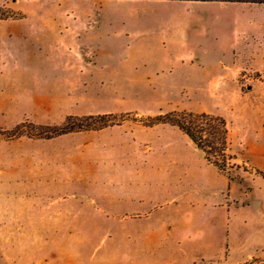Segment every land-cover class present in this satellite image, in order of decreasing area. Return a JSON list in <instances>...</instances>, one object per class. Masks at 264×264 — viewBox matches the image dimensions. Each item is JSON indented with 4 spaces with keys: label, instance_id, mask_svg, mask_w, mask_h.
Segmentation results:
<instances>
[{
    "label": "rangeland",
    "instance_id": "1",
    "mask_svg": "<svg viewBox=\"0 0 264 264\" xmlns=\"http://www.w3.org/2000/svg\"><path fill=\"white\" fill-rule=\"evenodd\" d=\"M184 11L149 0H0V20L8 21L1 27L13 31L0 38V264L200 263L201 256L194 254L199 250L200 229L208 232L209 244L211 229L203 226L198 214L199 219L177 218L172 223L163 220L161 209H157L160 214L156 224L147 227L134 222L126 228H116L112 217L117 175L125 171L135 153L143 150L136 149L138 146L153 147L158 175L172 172L169 161L173 158L168 154L171 150L167 149L166 155L162 152L168 147L167 142L186 140V144L193 146L177 127L144 124L148 118L170 112L207 113L225 118L230 128L228 153L239 160L230 161L226 167L234 182L230 201L237 210L232 216L236 224L232 243H220L209 249L204 264H264V253L252 258L246 255L249 249L263 246L264 181L242 156L244 141L248 139L249 115L264 114V68L253 71L246 65L264 61V49L259 48L264 46V5L239 4L197 12L217 18L211 22L213 35L225 42L223 48L218 44L206 54L207 63L237 62L243 67L236 69L235 75L227 71L234 80L232 84L221 83L219 78H215L214 84H206L203 73H194V83L180 77L184 76L183 71L162 65L154 73L140 69L144 64L149 66L143 61L147 55L138 53L141 47L151 45L154 58L166 56L159 47L161 41L154 35L162 28L152 17L164 18ZM131 14L151 19L132 22L119 18ZM238 25H246L255 41L235 50L232 43ZM132 29L140 32L131 43L128 37ZM35 30L43 36L42 45L35 42ZM129 45L137 46L134 56L139 63L135 67L131 64ZM248 77L254 79L251 85ZM251 88L254 95L247 96ZM69 116H110V126L50 140L8 138L9 132L21 123L55 127ZM84 152L88 160L91 158L94 171L90 187L81 184L73 189V184H67L66 180H72L71 170L75 163H82L77 157ZM161 178L159 175L156 190ZM84 189L86 197H82ZM39 192L50 196L34 197ZM75 193L80 195L73 196ZM97 193L107 195L108 202L101 204L98 197H93ZM101 205L107 211L104 214L96 212ZM32 210H43V227L34 226L38 223L33 222ZM24 211L28 222L20 224L26 227H8V221L14 215L25 214ZM77 213L81 215L77 219L80 226H64L72 224L69 217ZM51 214H55L58 222H47L51 221ZM104 215L108 217L103 218ZM149 227L161 238L181 237L182 233L185 237L187 233L191 241L182 242L183 248L193 250L190 259H154L148 252L150 246L172 250L174 257H179L175 251L179 246L138 243L135 233L145 232ZM221 233L219 229V238ZM243 240L251 244L241 245Z\"/></svg>",
    "mask_w": 264,
    "mask_h": 264
},
{
    "label": "crops",
    "instance_id": "2",
    "mask_svg": "<svg viewBox=\"0 0 264 264\" xmlns=\"http://www.w3.org/2000/svg\"><path fill=\"white\" fill-rule=\"evenodd\" d=\"M160 2L185 10V13H181V11L173 13L170 16H165L164 18H159L157 16L152 17L153 20L158 22V27L162 28L161 31L156 30L154 35L161 41V45H159V47L164 49L166 56L162 59L157 57L154 58L152 56L154 50L151 45L148 47H141V51L138 53L147 55L144 57L143 61L144 63H149V66L144 64V66L140 69L144 72L154 73L156 67H158V65H162L170 70L177 69L183 71L184 76L181 75L180 77L186 79L187 81L193 80L194 83H196V75L194 73H203L201 75L205 78L204 83L206 84H214L215 78H219L220 82L224 84L234 83V80L229 77L227 71H231V73L235 75V70L237 69L236 71H238L239 68L243 67L239 66L238 64L240 63L237 62L231 64L221 61L218 65L207 63V59H205L206 54H208L214 46L217 47L218 44L221 48H223L225 46V42H221L217 38V34L215 36L213 35L211 22L213 20L216 22L217 18H215L214 15L205 17L197 12L199 10L210 11L216 7L226 9L239 4L169 0ZM245 5L256 6V4ZM119 18L121 21L131 20L132 22H139L142 19H151V16L147 17L140 16L139 14H131L130 16ZM7 22L8 21L6 20H0L1 39L13 32L1 27ZM131 32L132 35L128 37V39L132 43L136 37H138L137 34H139L138 32L140 31L132 29ZM234 33L236 38L232 45H234L235 50L239 45H250L251 41H255L253 37L249 36L246 25H244V27H239L238 25ZM34 37L36 43H39L40 45L43 44V36L41 35V32L40 35H38L37 30H35ZM57 37L58 36L56 35V38ZM261 44L263 43H260V45ZM259 48L264 49V46L263 48ZM128 49L132 54L133 62H131V64L135 67V65H138L139 63V58L136 59L138 62H135V58L137 56H134L135 52H137V46L129 45ZM246 65L253 68V71H256L259 70V68H264V61H258L253 64L249 63ZM214 70H222L225 73L214 75V73H211V71L213 72ZM251 78L252 77L248 79L250 83L249 85L254 82V79ZM254 91V88H251L250 92L246 95H254ZM247 134L248 139L244 141L242 156L245 158V163L248 164L249 168L251 167L263 174V176H261L264 181V114L261 113L259 117L251 114L249 115ZM167 143L169 144L168 147H164L162 152L166 155V150H171V153L168 154L169 157L172 156L173 158V160L169 161L171 163L172 172L169 170V172L159 174L162 178L161 181L157 182L160 184V188L157 190L155 189V185L156 181H158L159 175L155 172V159L157 158L154 157L152 152L153 147L149 144H142L141 147L138 146L136 148H140V150L142 148L143 150L135 153V156H133V158L131 157V162H129L127 164L128 166L125 167L126 169L124 168L125 171L122 174L117 175L115 198L113 201L114 215H112V217H114L116 228L130 227L134 222L142 223L146 226L156 224L160 214V212H156L157 209H161L163 220H168L172 223L176 222L175 220L177 218L188 219L192 216L195 217V219L201 218L203 226L211 229V232L209 233L210 244L208 243V232H206L204 228L200 229L201 238L198 240L199 250H197V252L195 251L194 254L201 256L202 259L199 258L200 263L197 262L194 264H204L205 260H203V258L207 257L209 249H213L220 243L221 245L225 242L230 243V245L232 243V235H234L233 229L235 228L234 226H236V224H233L232 216L237 210L235 209L233 202L230 201L229 192L231 190L230 187L234 182L233 180H230L226 174L220 172L218 168L210 164L206 160L203 152L197 149L194 144L193 146L190 145V143L186 144V140L183 142L172 141ZM86 156L87 154L84 152L83 155L77 157V159L83 161L81 164H74V169L71 170L73 178L72 180H66L67 184H73V189H78V186L81 184L85 188L86 186H89L91 181L94 171L93 166H91V158L88 160ZM237 161L239 162L238 159ZM39 183L44 185L43 181H40ZM85 192L86 190L84 189L82 197H86L84 194ZM76 194L80 195V193H75L73 196ZM88 195H90L89 190ZM38 196L47 197L50 195L39 192L36 193L34 197ZM106 196L104 193L93 194V197H98V201L101 204L108 202ZM192 204H196V206H192ZM81 206L85 207L83 205H79L78 207ZM249 206L251 207L250 204H248V207ZM98 207L99 209H97V213L104 214L107 212L102 205ZM189 208L192 209L189 210ZM188 211H190V214H188ZM26 212L27 211H24L25 214L21 212L22 215L20 214L19 216L14 215L13 220L8 221V227L19 226L25 228L26 225H22L20 223L28 222V220H25L27 215ZM31 212H33L35 217L33 222L38 223V225L36 224L34 226L43 227V210L42 212L39 210H32ZM197 214L199 215V218ZM51 215V221L47 222H58L55 220L57 218H55V214ZM80 217V213L73 214L69 217V219L72 218V220H69L72 224L64 226L71 228L79 227V224L81 223H79L80 220L77 219H80ZM107 217V215L103 216V218ZM12 223L17 224L12 225ZM53 226L56 227L58 225L53 224ZM219 229L222 231L220 238ZM182 234L184 235V233ZM183 235L181 237L169 235L167 238H161L156 230H152L149 227L145 230V232L137 231L134 238L138 241V243L146 245L177 243L176 245L179 246V249H175V251L178 252L179 257L176 254V257H174L172 250L151 246L149 247L148 252L153 255L154 259L165 257L166 260L179 259L181 261L189 260V255H191L193 251H188L186 248H183L184 245L182 241H191L190 238H187V233L185 234V237ZM261 236H264V233ZM243 241L241 242V245L251 244V241ZM208 244L210 245L209 247ZM260 252L264 253V240L262 248L258 247L249 249L246 255L248 258H252Z\"/></svg>",
    "mask_w": 264,
    "mask_h": 264
},
{
    "label": "trees",
    "instance_id": "3",
    "mask_svg": "<svg viewBox=\"0 0 264 264\" xmlns=\"http://www.w3.org/2000/svg\"><path fill=\"white\" fill-rule=\"evenodd\" d=\"M154 1V0H149ZM157 1V0H156ZM161 1V0H158ZM169 1H194V2H221L237 4L264 5V0H169ZM110 116H88L78 118L69 116L61 126H37L32 123H21L9 132L8 138H21L27 136L37 139H54L70 133L84 130H93L96 127L106 128L110 123ZM147 127H154L159 124H168L177 127L190 141L203 152L206 160L226 174L230 180L232 177L227 174L226 167L230 161L237 158L228 153L230 128L225 118L207 113L195 114L190 112H170L148 118L144 122ZM215 157V158H214ZM260 175L263 176L262 173Z\"/></svg>",
    "mask_w": 264,
    "mask_h": 264
}]
</instances>
